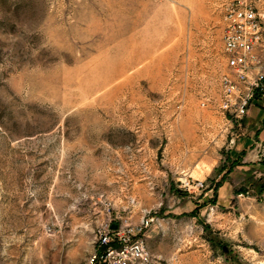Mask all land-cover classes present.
I'll use <instances>...</instances> for the list:
<instances>
[{"label":"rangeland","instance_id":"1","mask_svg":"<svg viewBox=\"0 0 264 264\" xmlns=\"http://www.w3.org/2000/svg\"><path fill=\"white\" fill-rule=\"evenodd\" d=\"M222 3L0 0V264H83L111 217L145 214L178 264H264L257 242L189 203L211 188L219 200L243 131L219 108ZM244 173L223 200L257 196ZM189 176L205 189H184Z\"/></svg>","mask_w":264,"mask_h":264},{"label":"built area","instance_id":"2","mask_svg":"<svg viewBox=\"0 0 264 264\" xmlns=\"http://www.w3.org/2000/svg\"><path fill=\"white\" fill-rule=\"evenodd\" d=\"M222 7L228 71L220 81L219 108L239 124L253 108L264 110V0H223ZM181 185L190 192L206 187L205 182L191 177ZM154 221L148 215L139 224L111 217L95 233L94 251L83 264H162L146 240Z\"/></svg>","mask_w":264,"mask_h":264},{"label":"crops","instance_id":"3","mask_svg":"<svg viewBox=\"0 0 264 264\" xmlns=\"http://www.w3.org/2000/svg\"><path fill=\"white\" fill-rule=\"evenodd\" d=\"M238 126H243V131L237 138L231 140L230 146L227 149V159L235 163V166L231 170L228 166H225V169L220 174V178L216 180L217 184H215V187L217 188V194H219V200H210V197H212L211 193L214 191L211 188L201 199L189 196V203L194 205L195 210L202 206H204L203 208L206 211L212 208L209 216H212L213 212H217L222 218L223 225L234 229L232 232L235 233L236 237L241 235L243 238H250L252 243L255 244L257 242L260 245L257 250L264 252V199L260 198L264 196V190L260 192L259 188L258 192H256V197L241 205L233 204L229 199H222L223 195L228 194L234 188L235 183H233L230 177H232L234 171L237 169L246 172L244 173L245 176H247L249 170H252L253 173H248V175L255 174L256 178L261 182L260 187L264 184V110L261 107L253 108ZM229 171L230 173H228ZM208 177H210V174H208ZM199 181L205 182L204 180ZM244 185H246V182ZM249 187L252 190L255 189L253 183ZM236 190L239 191L240 189L237 188ZM201 203H204V205ZM223 207H226V210L222 209ZM173 208L171 206L168 210L163 209L162 211L164 214L174 213L175 210ZM215 208H221L222 211L218 212ZM154 213L157 214V212ZM153 217L155 221L146 234L147 244L151 252L158 259L161 258L162 264H178L174 256L170 258V254L164 250L163 252L159 250V239H161L159 237L160 216L154 215Z\"/></svg>","mask_w":264,"mask_h":264},{"label":"bare ground","instance_id":"4","mask_svg":"<svg viewBox=\"0 0 264 264\" xmlns=\"http://www.w3.org/2000/svg\"><path fill=\"white\" fill-rule=\"evenodd\" d=\"M144 50V49H143ZM147 53H149V52H147ZM142 54H143V52H142ZM150 54V53H149ZM143 55H145V54H143ZM147 55V54H146ZM135 62V61H134ZM116 70V69H115ZM119 72V71H118ZM113 73V72H112ZM122 74V73H121ZM112 78V77H111ZM106 80H110V79H106ZM112 80V79H111ZM103 81V80H102ZM106 82V81H105ZM107 83V82H106ZM108 84V83H107ZM99 85V84H98ZM106 85V84H105ZM102 87V86H101Z\"/></svg>","mask_w":264,"mask_h":264},{"label":"trees","instance_id":"5","mask_svg":"<svg viewBox=\"0 0 264 264\" xmlns=\"http://www.w3.org/2000/svg\"><path fill=\"white\" fill-rule=\"evenodd\" d=\"M263 190H264V184L261 185L260 192H263Z\"/></svg>","mask_w":264,"mask_h":264},{"label":"water","instance_id":"6","mask_svg":"<svg viewBox=\"0 0 264 264\" xmlns=\"http://www.w3.org/2000/svg\"><path fill=\"white\" fill-rule=\"evenodd\" d=\"M113 228H114V229L117 228V224H113Z\"/></svg>","mask_w":264,"mask_h":264}]
</instances>
